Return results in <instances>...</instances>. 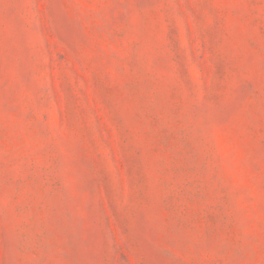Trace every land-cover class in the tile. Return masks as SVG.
I'll return each instance as SVG.
<instances>
[{
  "label": "rangeland",
  "instance_id": "rangeland-1",
  "mask_svg": "<svg viewBox=\"0 0 264 264\" xmlns=\"http://www.w3.org/2000/svg\"><path fill=\"white\" fill-rule=\"evenodd\" d=\"M0 264H264V0H0Z\"/></svg>",
  "mask_w": 264,
  "mask_h": 264
}]
</instances>
